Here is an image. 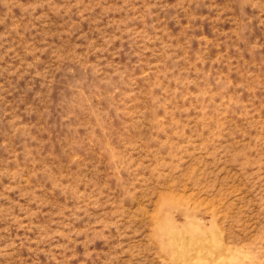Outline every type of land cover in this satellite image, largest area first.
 Instances as JSON below:
<instances>
[{"label":"rangeland","instance_id":"obj_1","mask_svg":"<svg viewBox=\"0 0 264 264\" xmlns=\"http://www.w3.org/2000/svg\"><path fill=\"white\" fill-rule=\"evenodd\" d=\"M0 264H264V0H0Z\"/></svg>","mask_w":264,"mask_h":264},{"label":"bare ground","instance_id":"obj_2","mask_svg":"<svg viewBox=\"0 0 264 264\" xmlns=\"http://www.w3.org/2000/svg\"><path fill=\"white\" fill-rule=\"evenodd\" d=\"M182 232V231H181ZM182 235V234H181ZM183 263V262H182Z\"/></svg>","mask_w":264,"mask_h":264}]
</instances>
